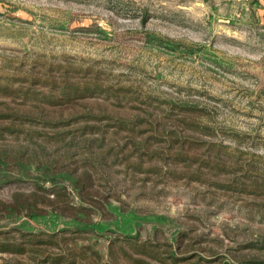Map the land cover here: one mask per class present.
<instances>
[{
	"label": "rangeland",
	"instance_id": "374dc122",
	"mask_svg": "<svg viewBox=\"0 0 264 264\" xmlns=\"http://www.w3.org/2000/svg\"><path fill=\"white\" fill-rule=\"evenodd\" d=\"M15 195L57 228L108 226L62 245L100 251L83 264H136L112 244L130 214L150 218L139 244L185 258L166 264L264 260V15L249 0H0V231L22 216L4 210Z\"/></svg>",
	"mask_w": 264,
	"mask_h": 264
},
{
	"label": "trees",
	"instance_id": "16d2710c",
	"mask_svg": "<svg viewBox=\"0 0 264 264\" xmlns=\"http://www.w3.org/2000/svg\"><path fill=\"white\" fill-rule=\"evenodd\" d=\"M64 175V174H63ZM60 177V176H59ZM67 176H64L66 178ZM58 179V176L55 177ZM55 178H50L55 183ZM43 187V186H41ZM46 189V188H43ZM48 194L53 195L54 190H47ZM56 193V192H55ZM8 216H18V220L14 227L8 231H0V252L12 253L19 256H27L31 264H83V259L90 255L100 257V251L87 246L89 252H81L79 254L74 247L67 250L62 249V245H74L76 239L83 232L102 233L108 228L104 222H88L78 220L76 218L64 222V226L57 228L58 212L45 210L40 208L36 202H22L15 195V203H9L4 209ZM148 217H140L135 214L125 215L124 223L117 226L122 232V237L114 240L112 244L123 239V243L128 244L135 251L136 255L133 259L136 264H166L169 259L178 262L185 258H178L175 255L163 256L159 254L157 249L148 247L146 243L139 244L136 236L132 234L134 227L140 223V220H148ZM156 220L159 217L155 218ZM154 219V220H155ZM44 225V228L40 225ZM14 235L12 240L8 234ZM50 249H60L59 252H50ZM48 249V250H47ZM88 253V256H87ZM85 254V256H84ZM79 255L82 257L79 258ZM147 256L149 259H146ZM151 261H155L152 263ZM194 264H200L195 262ZM240 264H264V260L241 261Z\"/></svg>",
	"mask_w": 264,
	"mask_h": 264
},
{
	"label": "crops",
	"instance_id": "0c3cea01",
	"mask_svg": "<svg viewBox=\"0 0 264 264\" xmlns=\"http://www.w3.org/2000/svg\"><path fill=\"white\" fill-rule=\"evenodd\" d=\"M249 2L257 6V11L264 15V0H249Z\"/></svg>",
	"mask_w": 264,
	"mask_h": 264
}]
</instances>
